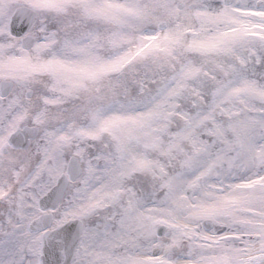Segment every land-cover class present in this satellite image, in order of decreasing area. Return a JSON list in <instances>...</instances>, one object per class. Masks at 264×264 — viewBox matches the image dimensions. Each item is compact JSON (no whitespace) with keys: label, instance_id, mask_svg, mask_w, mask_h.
<instances>
[{"label":"snow or ice","instance_id":"6c2138e0","mask_svg":"<svg viewBox=\"0 0 264 264\" xmlns=\"http://www.w3.org/2000/svg\"><path fill=\"white\" fill-rule=\"evenodd\" d=\"M0 264H264V0H0Z\"/></svg>","mask_w":264,"mask_h":264}]
</instances>
